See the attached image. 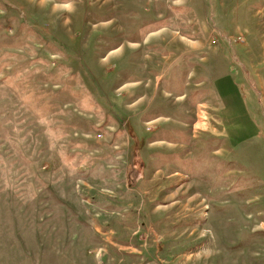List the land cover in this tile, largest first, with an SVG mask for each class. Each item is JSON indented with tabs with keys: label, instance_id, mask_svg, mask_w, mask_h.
Wrapping results in <instances>:
<instances>
[{
	"label": "rangeland",
	"instance_id": "1",
	"mask_svg": "<svg viewBox=\"0 0 264 264\" xmlns=\"http://www.w3.org/2000/svg\"><path fill=\"white\" fill-rule=\"evenodd\" d=\"M0 264H264V0H0Z\"/></svg>",
	"mask_w": 264,
	"mask_h": 264
},
{
	"label": "crops",
	"instance_id": "2",
	"mask_svg": "<svg viewBox=\"0 0 264 264\" xmlns=\"http://www.w3.org/2000/svg\"><path fill=\"white\" fill-rule=\"evenodd\" d=\"M131 46H135V44H130ZM113 52H115V51H113ZM183 97H184V95L182 94V95H180L178 98L179 99H183ZM134 105H135V102H133V103H130L129 105H127L128 107H129V109H131V108H133L134 107ZM204 107H206V104L205 103H199L198 104V106H197V112L199 113V109L201 108V110H202V112L205 114V120H206V113H205V111H204ZM201 111H200V113H202ZM197 115V114H196ZM196 121L197 120H195L194 121V123H193V127H194V124L196 123Z\"/></svg>",
	"mask_w": 264,
	"mask_h": 264
},
{
	"label": "bare ground",
	"instance_id": "3",
	"mask_svg": "<svg viewBox=\"0 0 264 264\" xmlns=\"http://www.w3.org/2000/svg\"><path fill=\"white\" fill-rule=\"evenodd\" d=\"M203 125L204 124L199 121L196 126L200 127V126H203Z\"/></svg>",
	"mask_w": 264,
	"mask_h": 264
}]
</instances>
